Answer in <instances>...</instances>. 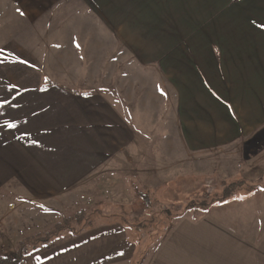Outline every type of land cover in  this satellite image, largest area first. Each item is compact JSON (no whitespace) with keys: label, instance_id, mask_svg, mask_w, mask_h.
I'll use <instances>...</instances> for the list:
<instances>
[{"label":"crops","instance_id":"crops-1","mask_svg":"<svg viewBox=\"0 0 264 264\" xmlns=\"http://www.w3.org/2000/svg\"><path fill=\"white\" fill-rule=\"evenodd\" d=\"M170 1L171 11L187 13L191 29L204 28L203 36H189L198 51H178L179 43L151 33L163 28L165 0H0V231L12 227L11 236H19L20 211L28 212L27 235L80 214L74 230L60 231L20 264H264V189L240 190L235 202L200 210L199 218L178 217L158 237L142 238L147 234L131 222L149 212H132L140 199L131 196L133 186L157 194L210 175L206 166L217 162L235 161L234 174L223 177L245 187L251 182L245 172L264 171V0ZM101 44L111 54L108 75L124 77L113 92L133 86L132 71L116 67L122 58L124 65L155 69L152 100L125 95L122 105L111 90L105 97L89 94L97 88L20 80L66 75V64L53 73L47 61L67 60L70 52L81 64L84 52H98ZM119 107L130 116L122 118ZM142 123L155 127L144 130ZM135 138L155 147L133 148ZM132 155L141 156L139 172L155 174L136 186L131 166L114 162ZM112 183L123 191L111 192ZM21 186L22 196L4 193L16 188L19 194ZM89 186L93 195H83ZM119 204L124 208L117 213Z\"/></svg>","mask_w":264,"mask_h":264},{"label":"rangeland","instance_id":"rangeland-1","mask_svg":"<svg viewBox=\"0 0 264 264\" xmlns=\"http://www.w3.org/2000/svg\"><path fill=\"white\" fill-rule=\"evenodd\" d=\"M150 1L154 2L156 0H150ZM165 1L166 2L164 5L168 11L164 10L163 12V17H162L163 28L159 29L158 27L157 30L155 28H152L153 31H151V33H153L154 35H157L158 37L162 35L165 43H170V42H174L175 44L179 43L180 44L179 47L181 48V50L177 49L178 51L186 52L189 50L191 51V49L193 51H198L200 49L199 46L201 45L191 46V44L188 43L189 36H199V35L203 36L204 28L200 27L196 29H191L189 27V19H188L187 13H181V12L176 13L174 11H171L170 8L173 7V4L171 3L170 0H165ZM134 30L135 29H133V31ZM102 31H103V28H101L100 37L106 36L104 32ZM116 31H118V29H116ZM118 46H120L119 50L123 51L122 45H119V43L116 42V45H115L116 49ZM59 47L60 45H55L53 46V49H56L57 50L56 52L59 53L57 49ZM91 49L92 47L89 48L88 52L86 51H85L86 53L84 52V55L87 56V59L82 60L81 64H80L81 61H78L75 58H72L74 57L75 53L73 54L70 52L68 53V56L70 58L67 60H59L58 58H55L51 61H47V63L50 64L51 72L53 73L59 72L60 63L66 64V68H68L67 70L68 74L66 75L51 74L47 76H39V75L29 76V77L21 76L20 80L23 81L24 79H28L30 83H35V84L50 83L55 86L57 85L63 86V87L67 86L68 88H71L73 90L75 89L80 90L82 88L81 91L85 90L84 89L85 87L97 88L96 92L98 93L89 92V94H101V95H105V97L109 95V92L111 90L112 92L110 93L112 94V96L116 97V99L120 101L117 103L122 104V105L125 100V95L126 97H130L133 95V96H136L137 99L141 98V96H144V95L145 96L150 95L149 99L152 100L151 95L154 92L156 83H159V79H157L158 75L156 74V71L153 67L142 70L138 64L134 63V61H130L129 63L126 62V64L124 65L123 63L124 60L120 58V60H117L116 67L117 69H119V71L121 70L120 73L124 70L126 72H130L129 70L132 71V75L129 76L128 79L129 78L131 79L133 86H130L128 84L130 86V89H127L126 91H124L123 89L125 87L124 86L122 87V89H120V91L113 92V90H119L118 87L114 89V86H117L116 84H119V83L122 84L124 82L123 75L120 74V76H115V77H111L110 75H108L107 69H109L113 65L111 66L108 65L109 60L107 57L110 56L111 54H109V50H107V44H101L98 52L95 50V47L92 50ZM57 53H53V56H58ZM81 65H82V68L80 67ZM141 75H142V78L144 77L142 80H141ZM114 80H116V83H114ZM25 82H28V81H25ZM145 85H147V89H144ZM110 86H112V88ZM131 90H134L133 93L131 92ZM81 91H77V92L81 94ZM144 99L147 100L146 98ZM115 110L117 111V113H119V115L122 118L124 117V114L126 113L128 114V116H130L129 108L119 107V109H115ZM135 121L138 122L139 118L138 119L136 118ZM145 121H148V119L146 118ZM142 124H143L144 130H146L147 127L149 128V126H152L153 128L155 127L149 123H142ZM140 146H142V148L155 147V141L150 143V141H144L143 139L140 140V139L135 138V140L132 141V147L140 149ZM123 157L124 156H117L114 162L119 163V164L127 163L129 166H131L129 169L132 170L131 173L134 175L133 176L135 177L134 179H136V180L133 179V182H132L133 185L135 186L138 185V182H137L138 179H143V180L151 179L152 176L155 175L154 173H151V172H139V168L141 164V156L132 155V156L127 157L126 160H124ZM148 162L150 164L149 160ZM235 164H236L235 161H234V164H232V162L229 161L227 164L225 163L223 166H221L217 162L216 163L217 168L214 167V165H208L206 166V170H207V174H210V175H206V176L200 175V176H197L195 180L180 181L178 188L176 187L166 188L165 187V188L157 189L159 190L157 194H154L152 192L153 189L151 190L148 187L146 189L145 187L140 188V187H134V186L132 188H129L130 194L132 197L137 196L140 198V199L136 198L137 199L136 203L131 205L132 212L135 214L137 213L139 215L142 212H145L146 209L147 211H149L146 214V218L139 220V219H135L134 217H132L131 222L138 228V231L140 233L147 234V235H144L142 238H153L155 236L158 237L160 233L166 234V232H168L170 227L173 226L177 222L176 220L178 219V217H179V220L185 217L191 218V219L193 217L199 218L202 215L200 213L201 211L208 210L210 212H213L216 209H220L218 205H221L222 204L221 202H223V200H220V199L223 197L224 189L232 183H237V182L244 183L245 182L241 180L239 181L238 179L227 180L225 179V177H223L225 176L226 172L229 176L234 174L233 172L238 167V165L235 166ZM164 165L165 167L170 168L171 164H168L167 160L165 159ZM203 168L204 167H202V169ZM210 168H212L211 171H210ZM259 172H256V171L245 172L246 176H249V180H251L252 183L251 182L248 183L246 187L245 185H243V189L241 190L246 191V192L248 191L250 192L251 190H253L254 195L255 193L259 194L261 192L260 190L264 189V171L261 173ZM172 173L173 172L171 173L168 172V176L171 177ZM165 176H167V174H165ZM170 177H167V178L169 179ZM167 178L165 177V179ZM256 178L258 180L262 178V181L258 183L256 182L255 184H253ZM117 185H120V184H117ZM110 186H112L111 192H113V190L115 189L117 191V194H119V192H122L124 189L123 187L120 188L119 186L114 187V183L110 184ZM16 190H17L16 188H12V189L5 188L4 193L10 198L12 196H16V195L22 196L26 194V190L22 186L20 187V189H18L19 194L16 193ZM103 190L105 194L108 193L109 192L108 186L103 187ZM93 192L94 191L90 186L83 189V195L85 196H92ZM176 192H179L180 194L177 195ZM76 193L77 192L74 191L70 195H73V196L78 195V193L77 194ZM237 193L239 192H235V194ZM235 196H233L232 198H229L228 201L234 199L233 202H235L239 198ZM240 199H245V196ZM228 205H231V204L228 203ZM249 205L247 206V209H249L250 207ZM80 206H82V204ZM83 206H85V208H88V211H91L90 208L93 207L92 205H84V204ZM126 206H130V205H126ZM115 208H116L115 210L117 211V213H119L120 211L123 210L124 206L119 204V205H116ZM25 212L24 211L19 212L18 217H19L20 224H21V226L19 227V231H20L19 236H11L12 232L15 233V228L14 229L12 227L6 228V225H5L6 229H4V231H0V234H4L2 238L3 241L0 242V256L4 258H11V259L20 258V263L29 254L36 251V249L34 248H37L38 246H40L41 243H43L40 241L41 236L47 235L48 232L53 231L57 225L61 224L64 221L63 220L61 223L57 224L53 229L50 228L49 230H47L48 232H44V233L42 232L41 234H38V235H27V232H29L26 226L28 212L27 211ZM83 212L86 213L87 211H83ZM117 216L120 217L121 215L119 214ZM250 220L251 219H248L249 223H250ZM74 225H76V223L72 222L67 228L72 229ZM27 253H29L27 256H23V254H27Z\"/></svg>","mask_w":264,"mask_h":264},{"label":"trees","instance_id":"trees-1","mask_svg":"<svg viewBox=\"0 0 264 264\" xmlns=\"http://www.w3.org/2000/svg\"><path fill=\"white\" fill-rule=\"evenodd\" d=\"M244 183L242 182H237V183H232L228 185L223 192V197L220 200H227L235 195V192L240 191L243 189ZM78 215H74L73 217H69L65 219L61 224L57 225L56 228L53 231H50L47 233L45 236L40 237L41 242H46L52 239L56 234H58L60 231H63L65 229H68L67 227L72 223V222H78ZM37 249V248H34ZM27 254H23V256H27ZM0 264H20V258L18 259H11V258H4L0 257Z\"/></svg>","mask_w":264,"mask_h":264},{"label":"snow or ice","instance_id":"snow-or-ice-1","mask_svg":"<svg viewBox=\"0 0 264 264\" xmlns=\"http://www.w3.org/2000/svg\"><path fill=\"white\" fill-rule=\"evenodd\" d=\"M77 47H79V45H77Z\"/></svg>","mask_w":264,"mask_h":264},{"label":"built area","instance_id":"built-area-1","mask_svg":"<svg viewBox=\"0 0 264 264\" xmlns=\"http://www.w3.org/2000/svg\"><path fill=\"white\" fill-rule=\"evenodd\" d=\"M1 257V256H0Z\"/></svg>","mask_w":264,"mask_h":264}]
</instances>
